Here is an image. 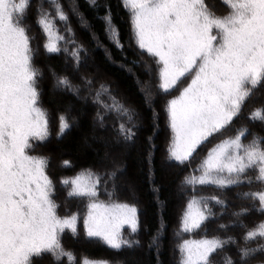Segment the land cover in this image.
Wrapping results in <instances>:
<instances>
[{
  "label": "snow or ice",
  "instance_id": "snow-or-ice-1",
  "mask_svg": "<svg viewBox=\"0 0 264 264\" xmlns=\"http://www.w3.org/2000/svg\"><path fill=\"white\" fill-rule=\"evenodd\" d=\"M90 3L95 5L96 0ZM221 3L226 11L218 14L214 0H121L129 14L133 43L141 57L146 53L153 61L151 65L142 59L135 62L143 65L147 77L137 79L144 107L155 116L156 95L170 94L183 80L187 81L178 95L165 101L171 139L162 166L190 165L202 145L242 118L264 123V107L252 110L250 117L245 115L248 101L264 90V0ZM50 7L65 23L66 35L55 28L42 2L34 6L32 0H0V264H40L46 254H50L52 264L64 256L76 264L73 252L62 244L61 235L69 230L77 237L78 221L87 238H98L110 249L140 246L139 240L131 238L140 229L137 206L112 199L122 188L130 190V185L121 179L126 170L117 164V159L138 138L142 127L138 109L120 102L103 84L92 93L93 80L81 76L82 87L49 67L52 102L58 93H71L85 103L94 94L97 107L92 134L86 142L100 146L96 149L99 168H85L72 177L54 180L53 157L33 154L52 133L49 110L41 101L44 73L35 63L39 46H33L30 35V10L36 13L34 22L47 38L43 44L47 54L63 52L77 72L87 60V49L77 42L69 13L58 0H50ZM104 7L101 19L105 34L117 49L123 50L111 9ZM69 12L79 27L91 31L90 22L79 12L75 0ZM70 110L69 107L56 117L58 139L73 126L67 115ZM109 117L113 118L111 124ZM156 127L153 123L154 132ZM232 131L183 178L182 190L212 186L224 196L192 195L187 201L174 234L179 240L175 245L179 264H264V220L252 227L244 220L252 212L264 216V135L254 133L247 124ZM249 136L251 139L245 143ZM152 140L153 136L147 137L145 162L150 173L155 162ZM60 167L71 165L62 160ZM254 185H260L259 190L234 193L242 203L229 212L235 202L226 195L227 190L233 186L251 189ZM61 193L66 195L58 203ZM101 195L110 202H102ZM70 199L86 202V211L82 215H61L60 209ZM213 206L219 212H214ZM226 216L229 221L216 223L209 235L208 224ZM125 225L130 228L128 238L122 232ZM231 228L241 232L231 234ZM200 230L203 234L198 239L182 238V234ZM165 231L166 225H161L149 242L157 255ZM82 264L109 262L83 258Z\"/></svg>",
  "mask_w": 264,
  "mask_h": 264
},
{
  "label": "trees",
  "instance_id": "trees-1",
  "mask_svg": "<svg viewBox=\"0 0 264 264\" xmlns=\"http://www.w3.org/2000/svg\"><path fill=\"white\" fill-rule=\"evenodd\" d=\"M32 2L34 6L42 2L44 9L49 11L52 16L55 28L61 35H66L65 23L55 16L54 9L50 7V0H32ZM58 2L64 6L65 12L70 15V23L74 29L75 38L79 44H82L87 49V60L85 64L80 66L77 72L73 68L71 58L66 57L63 52L47 54L43 48V44L47 38L41 27L34 22L35 18H37L36 13L30 10V35L34 38L33 46H39L35 63L44 73L41 101L42 106L49 110L52 133L50 138L42 142L36 153L33 154L53 157L51 173L54 180H59L61 177H72L85 168H92L93 170L99 168V165L96 163V149L100 146L92 143L90 140L86 142L87 138L92 134V118L95 115L97 107L93 103L95 99L94 94L89 95L85 103L74 97L71 93H58L55 97V102H52L49 88L53 81L49 74V67L54 68L60 75H67L73 84L81 85L82 87L84 85L80 79L81 76L93 80L94 83L90 89L92 93L101 84L105 85L111 89L112 94L120 102L128 107L138 109L142 116V127L135 144L130 145L119 154L120 163H117L126 170L125 175H127L128 180L136 188L137 197L124 198V202L135 204L138 208L140 229L138 234H135L131 238L139 240L140 246L131 250L123 249L117 251L110 249L100 240L87 238L86 236L81 238V235L73 237L71 234L70 238L68 237L69 239L62 242V244L66 250L73 252L76 261L81 257L80 263L83 258H89L96 261H108L109 264H179L180 254L175 250V245L179 240L174 234L179 229L180 218L185 210L187 201L192 195H196L197 197L219 196L220 192L212 186H196L195 191L191 187H186L182 192L176 194L182 189L181 184L184 176L191 173L197 167V161L188 165V167L174 165L175 167L172 168L171 174H166L163 171L161 165L163 147L161 144L164 139L162 132L165 129L164 125L166 121L163 111H166V106L165 103L162 104L163 96L156 95L154 104L155 116L144 107L137 79H147V77L145 76L143 65L138 66L135 63L141 60L142 57L140 50L136 48L132 41L129 14L127 10L122 8L121 0H96L95 5L91 4L90 0H75V5L78 6L79 12L83 13L84 17L90 22L91 31L79 27L76 17L72 16L69 12V6L73 4V0H58ZM105 5L111 9L114 23L118 26L120 42L124 45L123 50L117 49L105 34L104 22L101 19L105 14ZM91 34H95L97 39L93 40ZM69 49L71 50V46H69ZM142 60L144 61V59ZM129 69H131V72ZM81 94L86 95L87 93L82 92ZM101 99L106 101L107 97L102 96ZM69 107L71 110L67 112V115L73 126L69 130H66L65 134L58 139L56 137L58 126L56 117L60 112H65ZM261 107H264V90L258 91L248 101L245 107V115L250 117L252 110ZM73 117L75 120H72ZM112 122L113 118L109 117L108 123L111 124ZM153 123L157 126L155 132L153 131ZM241 124H247L254 133L264 135V123L259 121L249 122V120L242 118L236 121L231 129H228L221 135L215 136L213 140L210 139V142L217 143L221 137L225 138L232 135V129L238 128ZM149 136H153L152 143L155 145L153 153L155 162L152 165L151 173L149 172V165L145 162L148 149L147 137ZM250 139L251 136L245 139L244 142L247 143ZM62 160L69 161L71 167L61 168L60 163ZM194 174L199 175L198 172ZM259 188L260 185H254L251 189L246 186L243 188L231 187L227 190L226 195L235 203L229 206L228 211L237 210L236 205L242 203L235 199V192L256 191ZM157 189L158 191H156ZM61 194L63 197L66 195V193ZM120 194H123L122 190L119 191L118 195ZM223 196L224 194L220 195V198H223ZM58 199V203H61L63 200L61 195L58 196ZM99 199L105 201L109 198L101 195ZM113 199L118 200L117 196H114ZM84 203L86 202L82 203L76 199H70L66 207L62 206L61 209L78 212L83 210L84 213L86 211ZM219 210L218 207L213 206L214 212H219ZM229 219L226 216L220 221L210 222L208 224L209 235H212V229H214L216 223H227ZM244 220L249 227H252L254 224H258L264 220V216L257 212H252L245 216ZM161 225H166V231L163 233L160 252L157 255L154 248H149V242ZM229 231L231 234H239L241 232L238 228H231ZM129 233L126 235V238L129 237ZM202 234L203 230H200L191 235L182 234V238L198 239ZM79 237L81 241L78 244ZM47 255L50 257V254ZM60 261L61 263L58 261L56 264H72L67 256L61 257ZM43 263L40 261V264ZM253 264H259V261L253 262Z\"/></svg>",
  "mask_w": 264,
  "mask_h": 264
},
{
  "label": "rangeland",
  "instance_id": "rangeland-1",
  "mask_svg": "<svg viewBox=\"0 0 264 264\" xmlns=\"http://www.w3.org/2000/svg\"><path fill=\"white\" fill-rule=\"evenodd\" d=\"M214 3L216 4V6H217V10H218V14H222V13H224L225 11H226V9H225V7L222 5V3H221V0H214ZM130 29H131V25H130ZM142 59H144V61H145V63L146 64H149V65H151L152 63H153V61L151 60V58L145 53V55L144 56H142ZM186 83H187V81L186 80H183L179 85H178V88L177 89H175V90H173V91H171L170 92V94H164V93H162V92H160L158 95H161V96H163V99H162V102H160V103H162V104H164L165 103V101L166 100H168V99H171L173 96H176V95H178L179 94V90L180 89H182L184 86H186ZM160 101H161V98H160ZM166 108V107H165ZM164 112V118H165V129L163 130V132H162V136H164V139L162 140V147H163V158H164V156H165V149H166V147H167V145L170 143V139H171V131H170V128L168 127V121H167V114H166V111H163ZM163 126V127H164ZM214 139V137L213 138H211V140H213ZM221 139H223V137H221L220 139H218L219 141L221 140ZM218 141V142H219ZM217 142V143H218ZM216 143H213V142H207V143H205L204 145H202L199 149H198V151L195 153V155H194V157L192 158V162H191V164L193 163V162H196L197 161V165L200 163V161L206 156V154H207V151L211 148V147H213L214 145H215ZM200 158V159H199ZM163 160V159H162ZM117 163H120V158H118L117 159ZM176 166V164L174 163V164H172L171 166H162V168H163V171L166 173V174H171L172 173V168H174L175 166ZM196 165V166H197ZM186 167H188V165L186 166ZM196 168V167H195ZM199 174V173H198ZM122 181L123 182H126L128 185H130V190L129 191H125L123 188L121 189L122 191H123V194H120V195H117V199L119 200H116L117 202H124V198H136L137 197V195H136V188H135V186L133 185V183L131 182V181H129L128 180V177H127V175H124L122 178ZM177 191V190H176ZM178 192V191H177ZM180 192H182V189L181 190H179V192L178 193H176V194H179ZM192 193V192H191ZM184 194V193H183ZM220 195H222L221 193H219V196ZM61 197L63 198V195L61 194ZM113 199V198H112ZM58 197H57V202H58ZM113 200H115V199H113ZM102 202H105V203H108V202H110L109 201V199L108 200H101ZM80 213L81 215L83 214V210L82 211H73V210H63V209H60V214L61 215H68V214H72V213ZM122 232H123V234H124V236L126 237V235L130 232V228L127 226V225H125L124 226V228L122 229ZM78 235H81V238H83V236H85L84 235V231H83V227H82V222H80V221H78ZM70 232H69V230H66L62 235H61V240H62V242H64V241H66V240H68L69 238H70ZM69 237V238H68ZM81 238L79 237L78 238V244H79V242L81 241ZM94 239H97V240H99L98 238H94ZM187 239V238H186ZM83 240V239H82ZM81 258V257H80ZM78 259L77 261H76V263L77 264H81L82 263V261H81V263H80V260L81 259ZM47 259V260H46ZM99 261H101V260H99ZM41 262H44L43 264H52V261H51V258L46 254L45 255V257H44V260H42ZM59 263H61V261H59ZM173 263V262H172ZM66 264V263H65Z\"/></svg>",
  "mask_w": 264,
  "mask_h": 264
}]
</instances>
